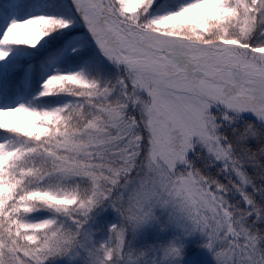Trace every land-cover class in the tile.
<instances>
[{
	"label": "snow or ice",
	"instance_id": "snow-or-ice-1",
	"mask_svg": "<svg viewBox=\"0 0 264 264\" xmlns=\"http://www.w3.org/2000/svg\"><path fill=\"white\" fill-rule=\"evenodd\" d=\"M0 264H264V0H0Z\"/></svg>",
	"mask_w": 264,
	"mask_h": 264
},
{
	"label": "rangeland",
	"instance_id": "rangeland-1",
	"mask_svg": "<svg viewBox=\"0 0 264 264\" xmlns=\"http://www.w3.org/2000/svg\"><path fill=\"white\" fill-rule=\"evenodd\" d=\"M17 33L22 37L24 38L25 37V30L23 29H18L17 30ZM8 119L10 120H17V121H26L28 118L27 117H24V116H21V115H16V116H13V117H8Z\"/></svg>",
	"mask_w": 264,
	"mask_h": 264
}]
</instances>
